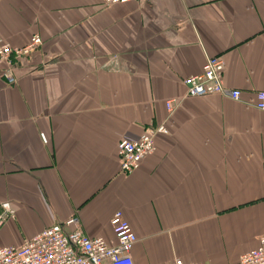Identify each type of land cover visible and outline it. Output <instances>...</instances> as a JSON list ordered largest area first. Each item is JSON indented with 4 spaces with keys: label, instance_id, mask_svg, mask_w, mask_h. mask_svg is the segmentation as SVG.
Masks as SVG:
<instances>
[{
    "label": "crops",
    "instance_id": "0c3cea01",
    "mask_svg": "<svg viewBox=\"0 0 264 264\" xmlns=\"http://www.w3.org/2000/svg\"><path fill=\"white\" fill-rule=\"evenodd\" d=\"M44 45L0 74V247L72 217L113 237L121 210L133 264H239L264 235V0H0V41ZM221 56L228 94L184 79ZM178 100L172 113L166 101ZM165 124L131 174L118 143ZM74 227V226H73Z\"/></svg>",
    "mask_w": 264,
    "mask_h": 264
},
{
    "label": "built area",
    "instance_id": "2783aa9c",
    "mask_svg": "<svg viewBox=\"0 0 264 264\" xmlns=\"http://www.w3.org/2000/svg\"><path fill=\"white\" fill-rule=\"evenodd\" d=\"M108 6L125 4L131 0H103ZM44 45L40 35H33L21 46H13L0 41V74L10 84H14L15 65L31 56ZM225 62L221 56L209 57L200 74L184 79L188 97H205L213 94H228L234 100H240V89H227L224 84ZM178 100L166 101L169 113L174 111ZM255 106L264 111V91L257 92ZM167 132L165 124L148 125L138 139H121L118 143L120 171L131 174L142 161L156 151V137ZM0 229L8 218L15 217L11 203L1 204ZM113 237H91L79 224L77 217L51 227L44 228L35 236L20 245L0 247V264H133L132 250L139 241L131 224L123 212L118 210L111 220ZM74 226V227H73ZM166 264H204L185 262L175 258ZM239 264H264V235L259 236V245L245 252Z\"/></svg>",
    "mask_w": 264,
    "mask_h": 264
}]
</instances>
